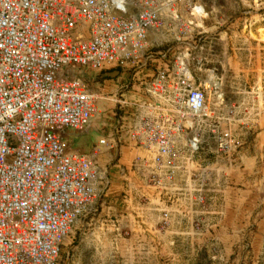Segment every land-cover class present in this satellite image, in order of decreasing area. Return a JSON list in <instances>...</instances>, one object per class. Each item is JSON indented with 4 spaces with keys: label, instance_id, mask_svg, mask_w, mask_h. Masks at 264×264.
Returning <instances> with one entry per match:
<instances>
[{
    "label": "built area",
    "instance_id": "2783aa9c",
    "mask_svg": "<svg viewBox=\"0 0 264 264\" xmlns=\"http://www.w3.org/2000/svg\"><path fill=\"white\" fill-rule=\"evenodd\" d=\"M185 3L0 0V264H60L69 234L109 192L125 149L135 154L131 170L184 202L192 231L213 230L208 218L221 213L207 210L205 137L215 159L230 154L235 143L222 125L232 118L211 110L186 56L149 75L170 52H153L149 37L179 20ZM189 7L192 15L197 7ZM124 74L130 81L120 93L104 96L101 80ZM103 102L116 105L105 117L108 134L90 152L74 149L72 137L101 121ZM108 153L115 155L103 168Z\"/></svg>",
    "mask_w": 264,
    "mask_h": 264
},
{
    "label": "rangeland",
    "instance_id": "374dc122",
    "mask_svg": "<svg viewBox=\"0 0 264 264\" xmlns=\"http://www.w3.org/2000/svg\"><path fill=\"white\" fill-rule=\"evenodd\" d=\"M187 1L197 7L199 16H192L207 22H197L189 12L183 24L166 22L157 34L167 40V30L175 29L193 37L185 45H166L175 47L176 54L192 53V76L205 86L211 110L232 118L222 125L235 143L230 154L215 159V142L205 137L207 210L221 215L208 218L215 224L212 231H192L195 224L185 217L184 202L169 201L150 187L142 171L131 170L135 154L123 150L119 167L111 171L109 192L98 201L94 216L69 234L60 264H264V0ZM205 34L222 35L221 41L214 38L218 41L210 51L212 74L198 63L203 45L198 37ZM146 74L135 79L138 86ZM129 81L127 75L103 78L99 87L114 98ZM138 86L134 91L143 96ZM115 106L98 105L101 121L82 137H72L74 149L89 151L108 134L111 124L105 117ZM114 155L101 157L100 166ZM166 212L171 215L167 223Z\"/></svg>",
    "mask_w": 264,
    "mask_h": 264
},
{
    "label": "crops",
    "instance_id": "0c3cea01",
    "mask_svg": "<svg viewBox=\"0 0 264 264\" xmlns=\"http://www.w3.org/2000/svg\"><path fill=\"white\" fill-rule=\"evenodd\" d=\"M190 5H191L190 3L189 4L188 3H185V4H182V5L178 6L177 7V13L179 14V17L180 18H179V20L174 19L173 22H170L169 21L170 22L169 24H172L175 27L177 25H181V23L183 24L184 21H185L184 20V18H185L184 16L186 14H189V12H191L190 7H189ZM192 15L199 16V15L195 14V9L193 10ZM192 15H191V17H194ZM197 18L194 17V20H196L197 22H202V23L207 22L206 21L207 19H200L199 20ZM167 32H168L167 40L166 39H163V36L162 35H158L156 33H152L150 35V37H149L150 47H151V50L153 52H155L157 54H160L161 52L164 53V52L170 51L169 52V57L166 60H162V59L158 58L157 61L151 63V65H150L151 66L150 67L151 72L150 73H153L154 74L156 70H161L164 67H166L167 64H171L172 61L175 59L176 55H178V56H181V55L182 56H186L188 58L187 60L189 61V68L192 69V62H191V59H190L192 53H190V51L187 49L186 50L187 51V55H185L184 52H183L184 54L183 53L176 54V52L174 51L175 50V47H170L169 45H166V41L167 42L173 41V42H178V43H183L184 44V42H193L194 41L193 40V37H191L189 35H186V34H182L181 35L180 33H177L175 29L172 30V31L167 30ZM218 37L220 38L219 40L221 41L222 40V35H218V34H216V35H211V34L208 35V34H205V35H200L198 37V42L203 43V45H200L201 58H200V61L198 63L200 65L201 71H203L205 74H212L215 71V69H213L210 66L211 63H212L211 58L213 57L212 55H210V51L213 48V42L214 41H218V39H214V38H218ZM195 38H197V37H195ZM178 45H180V44H178ZM188 45H190V44H188ZM214 46L216 47V43L214 44ZM192 47H194V46H192ZM181 49H184V48H181ZM122 76H126V74H124ZM210 82H212V81H210ZM213 84H214V86H217L216 85V82L215 83L213 82ZM91 149L89 151H85V152H90ZM81 151H83V150H81ZM125 151L126 152H129L131 155L132 154L134 155V153L131 152V151H129L128 149H125ZM121 161H122V159H120V162ZM116 167H118V166H116ZM112 170H114V168Z\"/></svg>",
    "mask_w": 264,
    "mask_h": 264
}]
</instances>
